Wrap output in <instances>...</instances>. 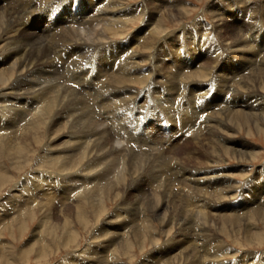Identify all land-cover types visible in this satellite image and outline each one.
<instances>
[{"label": "bare ground", "instance_id": "obj_1", "mask_svg": "<svg viewBox=\"0 0 264 264\" xmlns=\"http://www.w3.org/2000/svg\"><path fill=\"white\" fill-rule=\"evenodd\" d=\"M50 1L53 0H42L41 4ZM152 1L155 3L158 2L159 4L161 3L163 6L170 5L173 8H177L178 5L183 3L181 2V0ZM217 1L218 3H213V8L210 9L213 14V19L219 20L220 22L224 23V21H226V15H231L234 12L239 11L240 13H243L242 17L244 19L247 17L249 18L247 20L248 23L245 22L246 24H248L246 26L247 29L259 25V31H255L250 36V40L254 41L255 38L264 40V17L262 14L264 5H259L256 7L253 5V0H236V4L232 3V1L234 0ZM34 2L35 0H17L18 5L15 6V9L13 11L6 10V12L4 11L0 14V144L3 145L5 153H10V155L7 154L8 156L15 158L19 152L23 154V148L21 147L24 145V143H28L29 146H35V142H39L38 139H35V137L38 138V136L35 134H43V132L45 131L43 136L46 139V143L44 144V150H41H43V153L45 154L43 158H45L46 161H43L47 163L48 169L55 170V173L60 176L55 177L52 173H47V175L46 173H44L45 175L39 174V177L36 180L27 179L28 177L26 176L24 179L26 194H24V192L20 194V197L25 200L19 208H16V206L12 208V210L14 211L13 218L18 220L24 217H26V219H33L35 217L36 209L42 210L46 206L44 203L40 204L41 199H45V197L50 199L58 198L59 196L57 197L55 194L56 189H61L64 192V196L62 197L64 201L71 202L72 198H76L72 203H78L80 205L79 206L78 204H76L78 205L77 207L73 205L74 210H72L69 217L65 219L67 227H64L69 229H66L69 231H67L68 236L66 239L67 241H70L71 238L74 237V233L73 229H71V220L69 219L73 217L77 218V220L79 219L80 221H82V223L86 222L88 208L86 205L91 206L96 214V217L100 219L107 208L105 205V201L110 198L111 195H113L114 199H117L122 192L121 191L119 193L120 187H124L125 182L129 181L127 184L131 185L133 182L142 183L144 178L146 180V177L151 178V183H157L160 184V186H167L172 182V184L178 182V185H182V189H187L184 198L185 206L187 199H190V205L194 203L199 208L205 209L209 208V203L211 205L212 203H214V205L215 203H217V206L215 205L216 207L214 206L213 208L211 206V208L216 212L215 215H217V220L219 221L221 227H218V224L215 223L216 226H214V229L209 227L211 229V231H209L210 229L208 230L207 228V219H205V222L202 220L204 224H201L197 221L200 226H203L202 231L197 229L199 232L196 233V230H193V235L186 236L188 240L187 242L193 240L194 237L198 236L196 237L197 240L194 239L195 241L193 240L194 242L191 243V248H182V246L180 245V248L178 247L177 249H174L173 245V248H171L170 244H168V246L165 245L166 247L161 249L162 251H158V253H161L163 255V257H160L162 259L158 262V264H197L195 262L196 254H199L198 258L200 259L201 264H220L216 261L214 263V260L220 257V253L224 251L222 250L223 244L221 243V241L214 240V238L206 239V237H212V232L217 231L218 229H221L222 233L225 228L224 226L239 227L243 223V219L246 220L245 224L249 220L256 217L259 219H264V176L262 177V180L257 184H255L254 181L246 182L248 188H245V190H252L253 192L249 193L247 196H240L239 203H241L246 198H249L248 203L245 204L247 207H242V210L231 211V209L228 210V208H230L231 206H225L226 202L224 199H228L230 197L229 195L231 194L230 192L233 187H230L229 185L228 187H223L216 184H230L229 182L231 180L229 181L228 175L222 168L216 167L214 165L216 163L214 159L217 160L220 154L228 155V153H232V155L235 156L238 160H241V162L244 157H252L255 154L254 151L250 149V143L245 144V142H242L241 145L243 146V148H241L238 142H236V145L232 147L228 146L226 142L231 141L230 135L228 134V132L231 130L236 131L239 129L240 131L241 129H246L247 134L250 132L251 126L256 130H261V122H259V120L264 121V112H259L257 110L253 111L248 107L250 104L257 103L259 98L260 103L264 104V97H261V94L256 93L255 89L250 90L248 88H245V84H248L247 82L249 80L252 81V83H255L256 81L264 82V48L262 49V47H260L258 50L261 52L256 53L254 49L256 48L255 44L254 46L251 45L249 35L246 34L245 37H243V35L238 39H234L230 46L226 45L227 47L224 48L225 51L222 50L221 52H218V45L215 39L221 38L220 32H222V30L215 32L217 33V35L215 36L216 38L214 39V37H211L210 40L213 41H209L210 43H208L209 38H207L206 33H204V30L208 29L204 26V28L201 27V35L197 33V35L199 36L192 35L193 37H189V45L186 46V50L179 51V49L177 48L174 50V52H172V54H170V57H166L167 54L164 49H159V45H161V43H159V41L157 40L154 41V38L152 39V37H154L160 29L158 26V19H156V12L153 13V16H149L148 9H146L145 7L139 8L138 6V8L135 9H125L124 7L122 8V0H68L67 2L62 3L66 7V16H68L70 13H75V15L68 20L69 23L66 24L69 29H66L61 32V34L53 37H51L49 33L45 35L38 33L31 34L24 31L26 29V26L30 24L29 21L34 22L36 25L35 20H42L39 15L34 18L36 12L41 10L42 8H37ZM228 2H231V4H229L227 6L228 8H226L225 3L227 4ZM59 5L60 4H58L57 6ZM51 9L52 7H50L49 9H44L42 11V14H44L46 18H48V12ZM53 9H55V7ZM154 9L157 8L154 7ZM228 9H230V11ZM258 9L259 11H261L260 13ZM177 11L179 12L178 17H180L182 15L181 9L179 8ZM60 14L57 11L55 12V14H52V21L50 22L52 24H55ZM139 16H142L144 18V22H147L148 19L157 21V24L155 23L156 21L154 23H151L150 21V23H146V25L149 27L148 36L150 31L152 30L150 37L151 39H149L146 43L147 46L152 45L150 47V50L152 52L150 58L144 59L145 51L143 52L142 48L145 47L146 49L145 43L139 45V48L137 46V50L134 49L135 46L129 47L128 51L130 52V55L124 58L125 61L117 72L113 71L115 56L109 57L108 54V56L105 54L108 52H103L101 54L102 57L107 59L109 58V60L104 63L103 68H106L108 69V71L112 72L108 75L106 81L102 85L100 80L104 77V73H95L96 66H83V62L89 58V55L92 52L97 51L103 46L106 47L113 43L109 41L108 37L106 38L105 36L111 33L112 30L110 29V27L123 26L125 25L127 20L138 19ZM170 16L176 18L177 14L172 13ZM61 26H63V24H61ZM48 30L52 31L54 29ZM259 32H261V34ZM176 38L177 40L179 39L178 36L175 35L168 36L164 40V42H173ZM69 48H74L75 52L79 54V58L77 59L79 63L69 73L71 76L69 79L70 83L74 84L72 85L73 87L80 86L79 91L75 88L69 90V87L66 86L67 83L65 86H63L64 84L62 85L57 81L54 82V79L52 80L49 78L51 75H55L63 68L65 69L68 67L65 65L67 61H64L62 59V56L63 53L66 52ZM113 48L115 49V46H113ZM196 51L199 55H202L204 53H207L206 55H208V53H212V59H210L214 61L215 66L213 65V71L212 69L208 70L213 73V76L215 75V78L222 80V86H228L233 91L231 92V95L225 94L222 99L219 100L218 103L213 104V106L210 107L208 111H203V109H205V107L207 106V103L204 101L205 99L203 96V92L205 90V86L203 84L207 82L205 81L206 79L204 80L202 78H206L207 76L209 78L210 75L206 73L207 68L204 67L199 69L198 67V69L195 68L192 70L193 72L190 73L191 70L189 71L186 66L188 65V67H190V65L188 62H185V58L187 56H190L193 62L196 56ZM112 52L115 53V50ZM232 53L238 55L240 54L238 58H243L239 61L242 62L244 66H242L240 63H238V65L234 64L233 59L230 57V54ZM174 57L176 59H174ZM250 57L251 59H248ZM244 58L247 60H244ZM56 60L64 61L63 63L65 66L63 65L59 69V62H56ZM164 61H172L171 65L174 73L168 72L167 70L165 71V69L162 67L163 65L161 66L162 68L160 67L161 63ZM81 69L84 70L85 73H88V79L83 80L82 82L79 80L80 75L78 74V71ZM254 69H256V71ZM162 70L167 72L168 76L165 75L161 79H157L158 77L163 76L161 75ZM200 70L203 71L204 74L198 73L201 72ZM231 70H234L235 74H230L229 72ZM130 71H133L131 75ZM216 71L218 73H216ZM250 72L251 74L248 75L247 73ZM200 74L204 76H201ZM231 75L233 76L232 78ZM169 82L174 83L175 87L173 88L171 86L168 94L169 96L163 102V104H169V107L167 109L168 112L172 114H167V116L171 117L170 121L173 123L175 130L178 131L179 129H183L184 132L190 133V135L195 134L196 136L194 137H196L197 140L201 135L205 134L206 136L208 135V137L210 136V138L213 136L217 138V140L215 139L214 142H217V148L219 149L212 147V150L210 152H208L207 149L204 150V152L212 154L214 159L204 163L205 166L208 167L198 172H194L192 169L188 168L187 163L184 164L185 162H179L180 159L176 158V156L173 155V150L169 151L168 153H164L160 152L159 149H154L150 152L148 151L149 154L146 155H135L133 150L128 151V147L130 146L127 145L125 139L118 137L115 134L116 129L111 128L110 126L112 125V123H117L118 114L115 111H106L110 108H106V103L100 99V96L105 95L106 93H115L123 90H130L131 95L129 96L128 100L121 101L119 104L114 106V108L110 109L117 111L129 110L131 104L135 103L136 100L141 96L140 93H138V90L137 93L133 90L136 85H140L141 87L146 85L144 87L145 90L143 91L150 93V91L154 89L153 87L155 85L165 86L168 85ZM43 84H47V89H45L46 86H44ZM97 89L99 90L96 91ZM174 90L177 91L178 95L182 94V96L184 95L185 97H189V100H187V98L184 101L193 106L186 104L183 100L182 102H178L177 97H173L174 93L177 94ZM161 94L166 95V93L164 92H162ZM233 94L235 96L241 97L249 96V98H246L244 103H233ZM79 95H83L85 99L94 98L95 104L91 108H89L86 105V102L88 101H81V97ZM72 96H74V98ZM155 102L157 103V101ZM176 107H178V112H176ZM231 107L233 109H231ZM173 108L175 109L173 110ZM178 113H180V116L178 117L179 120L175 122V115L178 116ZM208 114H210V116ZM42 115L44 117H47L48 119V121L43 125L42 123L39 124L38 122L42 119ZM142 118L143 116L139 118L135 116L130 119L128 118L124 123L118 124V129L120 131H123L124 126L126 125L128 130H130L131 132V137L136 138L135 127H142L140 126L141 121L143 120ZM151 118H153V116H151ZM129 122L132 125L129 124ZM112 137H118L119 139L114 140ZM210 138L209 140H211ZM2 150H0V157L4 154ZM59 151L67 153H65L64 157L53 155L58 154ZM170 152L172 153V155H170ZM193 154H197V151H192L191 155ZM113 155H116L114 159L111 158V156ZM182 158H185V156ZM2 160L5 164V156L0 158V162ZM107 161V164H109V162L111 161H115L112 162V168L109 167L110 165L108 166V168L105 166L106 169L105 167H103V163ZM151 163L154 164L150 166ZM204 164L202 166H204ZM75 168H81V171H79L78 169L79 172H76ZM127 171H129V174L127 173ZM158 173L162 174L158 175ZM168 173L170 176L168 175ZM125 174H127V176L129 177H126ZM181 174H184L183 178H181ZM12 180L13 176L7 177L0 172V186L1 184H9L12 182ZM20 183L23 184V182ZM47 186H49V188H46ZM136 186L137 189L140 187V184ZM219 186L223 188H220ZM157 187L158 186L156 185V188ZM50 188H53L52 192L48 190ZM41 189H44L48 193H42L40 194V196L34 199L33 196L35 195V193L37 191H41ZM154 193L155 194L152 198H149V196H147V193L145 192H143L141 196L138 194L139 199L134 205L138 209V217H143L142 214L144 215V213L141 211L144 210V207L145 210L154 208L151 212L155 214L157 219H161L160 221L162 222V224H166V212H170L171 214L172 208L168 207L165 202L169 201L168 198H171L174 195H168V193L166 195V191L164 192V196L158 194V191H155ZM179 194H181V192ZM154 196H156V198ZM174 199L177 200V202L179 201L177 198ZM179 199H182V197ZM179 202H181V200ZM137 204L138 206H136ZM142 204H145L143 206V209L140 208ZM249 204H251V206H249ZM131 207L132 206H126V208L123 209L118 207L116 211L114 210V215L117 222L118 219L122 220L121 217H125V213L126 215H128V213H131L134 210L135 207ZM229 211L231 212L228 214L225 213ZM191 214H186V216H184L185 214L181 215V217L184 216V218H180V220L182 219L183 221V223H181L182 228L183 226L184 228H192L193 219L190 218L193 217L190 216ZM201 215H203V213H197V217H194L195 221ZM227 216H233L234 218H227ZM176 218L175 215L171 214V218H169V224L167 225V232L169 231V227H171V225H174ZM46 219V217H41L43 225L41 226V228H39L38 232H35L30 243L28 241L29 244L27 243L25 245V248L22 249V256H30V254L35 250L34 248L37 246H39L37 248V252L40 251L38 256H43L46 246L44 239V227L47 228ZM180 220H178L176 223L178 224V226H180L178 223L180 222ZM5 221H8L6 225L8 227L11 220H4V222ZM212 221L215 222L216 220ZM139 222L140 224L138 225L136 223V229H133L135 222H132L130 226H125L120 236L121 239L119 237L109 238L106 233L102 232L105 230L103 229V225H101V227H98L97 239L103 241L106 240L107 243L103 245L108 246L107 250L101 252L102 254L106 255L104 264H115V260L113 258L114 253H112L111 251H113L114 249L117 250L116 248L118 247V250L126 248L128 249L130 243L129 237H133L135 240H138L136 243L139 246L140 244L145 245V241H148V243L149 241H151L154 247L157 245V239L155 240L156 234L155 236L148 235L146 237H144V235L142 234V232L144 231L143 228L145 227L147 229L150 226L148 225L149 223L147 222V219L142 218ZM26 223L27 222L25 221V223L22 224L23 226L19 230L21 233L24 232L25 228L27 229L28 224ZM120 224L123 227L125 224H127V220L125 219V221L123 223L120 222ZM195 226L197 227L196 224ZM0 227L4 228V223L0 222ZM140 228H142L143 231ZM51 229L52 232L50 234H53V231H57L55 228L51 227ZM253 230L255 229H252V231ZM247 231H249L248 233L251 234V230L248 229V227ZM168 234L166 233V235ZM255 238L258 239V236L256 235ZM116 240L119 241L111 247V244L116 242ZM196 245H198V247H196ZM0 246L1 259L2 257H4L5 253L2 252L4 248H2L1 242ZM97 246L98 245L96 244L93 245V247L95 248H97ZM47 247L48 246H46V248ZM178 249H180V251H178ZM199 250L202 251L200 252ZM189 258L192 259V261H190ZM220 259H218L217 261H219ZM163 260H165L166 263ZM248 263L249 262L242 261L238 264ZM72 264L80 263L75 260ZM98 264L102 263L99 262Z\"/></svg>", "mask_w": 264, "mask_h": 264}, {"label": "rangeland", "instance_id": "obj_2", "mask_svg": "<svg viewBox=\"0 0 264 264\" xmlns=\"http://www.w3.org/2000/svg\"><path fill=\"white\" fill-rule=\"evenodd\" d=\"M41 1L42 0H35V2H34L35 6L37 8L42 7L41 10L36 12V14L34 15V18H36L39 15L42 18V20H35L36 25L34 22L29 21L30 24L28 26H26L27 30L25 29L24 31L27 33H31V34L38 33V34H42V35L49 33L50 36L53 37V36L61 34V32H63L64 30L69 29V27H67L66 24L69 23L68 20L70 18H72L75 15V13H70L68 16H66V7L62 3L67 2L68 0H53L50 2L43 3V4H41ZM151 2H153V1L152 0H124V1L122 0V3H121L122 6L121 7L122 8L124 7L125 9H128V8L129 9H135V8H138V6H139V8L145 7L146 9H148L149 16H153V13L156 12L155 13L156 17H157L156 19H158V26L160 29H159V32L156 33V35L154 37H152V39L154 38L153 39L154 41L157 40V41H159V43H161V45H159V49H161V50L164 49V51L167 54L166 57H170V54H172V52H174V50L177 48L179 49V51L186 50V48H187L186 46L189 45L188 44L189 43V37L191 38V37L197 35V33L199 35H201L202 32L200 30L202 29L201 27L204 28V26L208 29V30H204V33H206L207 38H209L208 43L213 41V40H210L211 37H214V39L216 38L215 36L217 35V33H215V32L222 30V32H220L221 38L215 39L217 42V45H218V50H217L218 52H221L222 50L225 51L224 48L227 47L226 45L230 46L234 39H238L239 37H241L243 35H244L243 37H245L246 34H248L249 40H250V36L255 31L256 32L259 31V25L247 29L246 26L248 24H246V23H248L247 20L249 18L247 17L244 19L242 17L243 13H240L239 11H236L231 15H226V13H225V15L227 17H226V19H225L226 21H224V23L220 22L219 20L213 19V14H212L210 9L213 8L212 7L213 3H215V2L218 3L217 0H181V2H183V3L178 5L177 8H173L170 5H164L163 6L161 3L159 4L158 2H156V3L155 2L151 3ZM253 2H254L253 5L256 7L259 5L260 6L264 5V0H253ZM259 2H261V3H259ZM232 3L236 4V0L232 1ZM58 4H60V5L57 6ZM139 4H141V5H139ZM157 4H159V5H157ZM229 4H231V2H228L227 4L225 3L226 8H228L227 6ZM17 5H18L17 0H0V14L3 13L4 11L6 12V10L13 11L15 9V6H17ZM50 7H52V9L48 12V18H49L48 19V18H46V16L44 14H42V11L44 9H47V8L49 9ZM54 7H55V9H53ZM154 7H156L157 9H154ZM179 8L181 9V12L183 15V16L181 15L180 17H178L179 12L177 11ZM157 10H159V11H157ZM228 10L230 11V9H228ZM56 11L59 12V14L60 13L61 14L58 17V19L56 20V23L52 24L50 22V21H52L51 15L55 14ZM258 11H259V9H258ZM157 12H159V13H157ZM260 12L261 11H259V13ZM172 13L177 14V17L175 18L173 16H170ZM262 14L264 17V10L262 11ZM5 15H6V13H5ZM171 17H172V19H171ZM25 21H27V20H25ZM149 21L151 23H154L156 20L153 21V20L148 19L147 22H144V18L142 16L141 17L139 16L138 19L127 20L125 25H123V26H120V27L119 26H114V27L112 26V27H110V29L112 30L111 33L113 35L110 33V34L105 35V36H106V38L108 37L109 41H111L113 43L109 46H106V47L103 46V47L99 48L97 51L92 52L89 55V58H88L89 60L87 59L83 62V66H93V67L96 66L95 73H98V72L104 73V77L100 80L101 84L103 85L104 82L106 81L108 75L112 72V71H108V69H106V68H103L104 63L109 60V58L107 59V58L102 57L101 54L103 52H108L105 54L106 55L108 54L109 57L115 56L114 57V66H113L114 70L113 71H117V72L119 71L120 67L123 65V62L125 61L124 58L128 57L130 55V52L128 51L129 47L135 46L134 49L137 50V48H136L137 46L139 48V45H141L142 43H145L146 49H145V47H143L145 50L142 48V51L143 52L145 51L144 52V59H149L150 55L152 53L150 50V47L152 45L151 46L146 45L147 41L149 39H151L150 37H151V33H152V30H151L149 33V36H148L149 27L146 25V23H150ZM196 22H198V23H196ZM155 23L157 24V21ZM61 24H63V26H61ZM65 25H66V27H65ZM48 29H54V30L49 31ZM181 29H183V30H181ZM194 31H195V33H194ZM259 33L261 34V32H259ZM167 34H169V35H167ZM213 34H215V35H213ZM173 35L178 36L179 39L177 40V38H176L173 42L172 41L171 42L169 41L168 43L164 42V40L168 36H173ZM199 35H197V36H199ZM157 36H159V37H157ZM176 40H177V42H176ZM220 42H222V43H220ZM250 42H251L252 46H254V44H255L256 48H254V47L253 48L255 49L256 53L261 52L258 50L260 47H262V49L264 48V40L263 39L255 38L254 41L250 40ZM113 46H115V49L113 48ZM114 50H115V53L112 52ZM79 52H81V51H79ZM204 52H205V50H204ZM206 54L207 53L199 55L196 51L195 55L197 57L195 56V59L196 58H198V59H196V61L194 59L193 62H192V58L190 56H187L185 58V62H188L190 65V67H188V65H186L188 70L189 71L191 70L190 73L193 72L192 70L195 68L198 69V67H199V69H200V68L205 67V68H207L206 73L208 75H210L209 78H208V76L206 78L202 77L204 80L206 79L205 81L207 82V83L203 84L205 86V88H204L205 90L203 92V96L205 99L204 101L207 103V106L205 107V109H203V111H208L209 108L212 107L213 104L218 103L219 100H221L225 94L231 95L232 94L231 92H233L232 89L229 88L228 86H222V80L215 78V75L213 76V73L210 71L211 69L213 71L214 66H215L214 61L211 60L212 59L211 58L212 53H208V55H206ZM199 56H201V57H199ZM238 56H240V54L239 55L233 54V53L230 54V57L233 59L234 64L238 65V63H240L242 66H244L242 64V62L239 61V60H242L243 58H240V57L238 58ZM55 58H57V57H55ZM78 58H79V54L77 52H75V49L69 48L66 52L63 53V56H62V59L64 61H67V63L65 65L68 67L65 69L63 68L62 70L58 71L55 75H51L49 78L52 80L54 79V82L57 81L58 83H60L62 85L64 84L63 86H65L67 83L66 86L69 87V90H72L75 88L76 90L79 91L80 86H77V87L74 86L73 87L72 85H74V84L70 83V80H69L71 77L69 73L79 63L77 61ZM174 59H176V58L174 57ZM248 59H251V57ZM244 60H247V59L244 58ZM64 61L56 60V62H59V69L64 65V63H63ZM171 63H172V61H164L161 63L160 67L163 65L162 67L165 69V71L167 70L168 72H173ZM72 64H74V65H72ZM164 64L165 65L167 64V65L165 66ZM208 69H210V70H208ZM254 70L256 71V69H254ZM165 71L162 70L161 75H163V76L158 77L157 79H161L165 75L168 76L167 72H165ZM132 72L133 71H130V75ZM198 73L204 74L203 71L198 72ZM216 73H218V72L216 71ZM220 73H222V72H220ZM229 73L235 74L234 70H231ZM78 74L80 75L79 80L81 82L83 80L88 79L87 78L88 73H85L84 70H82V69L79 70ZM247 74L250 75L251 72L247 73ZM200 75L204 76L202 74H200ZM232 77L233 76L231 75V78ZM249 81L247 82L248 84H245V88H248L250 90L255 89L256 93L261 94V97L262 96L264 97V82L256 81L255 83H252V81H250V82ZM73 83H75V82H73ZM43 85L46 86L45 89H47V84H43ZM145 86L146 85L141 87L140 85H136L133 88V90L136 91V93L138 90L139 91L138 93H140L141 96L136 100L135 103L131 104V106L129 107V110L117 111V110H110V109L114 108V106L119 104L121 101L128 100L129 96L131 95L130 90H123V91L115 92V93H106L105 95L100 96V99L106 103V108H108V109L110 108L109 110H106V111H115L118 114L117 123H112V125H110V126H111V128L116 129L115 134L118 137L125 139L127 145L130 146V147H128V151L133 150L135 155H146V154H149L148 151L150 152L151 150H154V149H159L160 152H164V153H168L169 151L173 150L172 153L174 156H176V158L180 159L179 162H185L184 164L187 163V167L192 169L194 172L195 171L198 172V171L208 167V166H205L204 163L209 162L210 160H213L214 158H213L212 154L206 153V152H204V150L207 149V151L210 152L212 150V147L219 149V148H217V142H214V140L215 139L217 140V138L214 136L210 138V136L208 137V135L206 136V134H205V135H201L199 137V139L197 140L196 137H194V136H196L195 134L190 135V133L184 132L183 129H179V130L177 129L180 132L175 130L173 123L170 121L171 117L167 116V114L168 115L172 114V113L170 114L168 112V109H167L169 107V104L168 103L163 104V102L169 96L168 94H169V91L171 89V86L173 88L175 87L174 83L169 82V84L165 85V86L155 85L153 87L154 89L151 90L150 93L143 91V90H145L144 89ZM0 89H1V86H0ZM98 90L99 89H97L96 91H98ZM161 91L166 93V95H162ZM175 92L177 93V91H175ZM174 94H173V97H175V98L177 97L178 102H182V100L184 101L187 98H188L187 100H189V97H185L184 95L182 96V94L181 95L180 94L178 95V93L175 95ZM79 96L81 97V101L82 100L88 101V102H86L87 104L86 103L85 104L89 108H91L95 104L94 98L85 99L83 95H79ZM72 97L74 98V96H72ZM82 98H84V99H82ZM246 98H249V96L241 97V96H235L234 94L232 95L233 103H236V102H243L244 103ZM155 101H157V103ZM88 103H89V105H88ZM185 103L190 105V106H193L187 102H185ZM248 108L252 109L253 111L257 110L259 112H264V104L260 103V98H259L257 103L250 104ZM174 109L175 108H173V110ZM231 109H233V108L231 107ZM176 112H178V107H176ZM208 115L210 116V114H208ZM134 116L138 117V118L143 116V118H142L143 120L141 121V124H140V126H142V127H135V131H136L135 137L136 138L131 137V132H130V130H128L126 125L124 126L123 131H120L118 129V124L124 123L128 118L130 119ZM151 116H153V118H151ZM179 116H180V113H178V116L175 115V118H176V119H174L175 122H177L179 120V118H178ZM41 117H42V119L38 122H39V124L42 123V125H43L45 122L48 121V119H47V117H44L43 115ZM131 121H133V120H131ZM259 122H261V128H260L261 130H256L254 127L251 126L250 132L248 134H247L246 129L243 130L241 128H240L241 129L240 131L238 129L236 131L231 130L228 132V134L230 135L231 141H227L226 144L228 146L232 147V146L236 145V142H238L240 144V147L243 148V146L241 145L242 142H245V144L250 143L251 144L250 149H252L255 153L252 157L251 156L244 157V159L241 162V160H238L235 156L232 155V153H228V155L227 154L226 155L220 154L218 156L217 160L214 159L216 162L214 165L216 167L222 168L225 171V173L228 175L229 181L231 180L229 182L230 184H226V183L225 184L216 183V184L223 186V187H226V186L228 187V185L230 187L231 186L233 187L231 189V192H230L231 194L229 195L230 197L228 199H224L226 202L225 206H227V207L231 206L230 208H228V210H230V209H231V211L232 210H242L243 208H246L247 206L245 204L248 203L249 198H246L241 203H239L240 202V196H242V195L247 196L249 193L253 192L252 190H250V191L245 190V188H248L247 187L248 185L246 184V182L247 181L248 182L254 181V183L257 184L262 180V177L264 176V174H263V171H264V121L259 120ZM129 124H131V123L129 122ZM242 128H246V127H242ZM181 130H182V132H181ZM44 132H43V134L42 133L38 134L36 132L37 134H35V135H37L38 138L35 137V139H38L39 142H35V144H36L35 146H33V145L29 146L28 143H24V145L22 144L23 146L21 145L22 146L21 148H23V152H22L23 154H21L19 152L18 153L19 156L17 155L15 158L8 156L7 154L10 155V153H8V152L5 153L4 149H3V145L0 144V150L3 149L2 152L4 153L3 155H1V157L5 156V158H6L5 164H4L3 160L0 162V166H1L0 172L4 176H7V177L13 176V180L11 183L3 184V185L1 184V186H0V222L4 223V228L0 227V242H1L2 248H4V250L2 252L5 253L4 257H2L0 259V264H72V263H74L75 260H77L80 264H82V263H84V264H98L99 262L104 264L105 263L104 259L106 258V255L102 254L101 252L107 250L108 246L103 245V244L107 243L106 240L103 241V240L97 239L98 227H101V225H103V229H105V230L102 232L106 233V235H108L109 238H117V237L120 238L122 230L124 229L125 226H128V225L130 226L132 224V222H135L133 229H136L137 225L140 224V222H139L140 219H142V218H146L147 222L149 223V224L148 223L147 224L150 225L149 228H147V229L144 227L143 228L144 231L142 230V228H140L143 231L142 234L144 235V237H146L148 235H154L155 236V234H156L155 240L157 239L156 240L157 245L154 247L152 245L151 241H149V243H148V241H145L146 242L145 245L140 244V246H139L136 243L138 240H135L133 237H129L130 243H129L128 249L126 248V249H119L118 250L119 247L117 246L118 247V248H116L117 250L114 249L113 251H111L112 253H114V256H115V257L113 256V258L115 260V264H146V263L147 264H158V262L162 259L160 257L161 256L163 257V255L161 253H158V251H160L164 247L168 246V244L171 245V248L174 247V249L175 248L177 249L178 247L180 248V245L182 246V248L183 247L184 248L186 247V249L191 248V246H190L191 243H193L195 240H197L196 237H198V236L194 237V239H195V240L193 239L194 241L190 240L189 241L190 243L187 242L188 240H187L186 236L193 235V230H196L195 231L196 233L199 232L198 230L202 231L203 226H200L198 224V222H200L201 224H204L205 219H207L208 230L210 228L214 229V226H216L215 223L218 224V227H221L219 221L217 220V215H215L216 212L213 211V209L211 208V206L213 208L215 205L217 206V203H215V205H214V203H212V205L209 203V206H208L209 208L205 209V208H199L194 203L190 205L189 204L190 199H187L186 200V206H185V199L184 198H185V193H186L187 189H185V188L182 189V185H178V182H175V184H172L173 183L172 182L170 185H167V186H164V185L160 186V184H157V183L153 184L150 181V179H151L150 177H146V180L144 178L142 183L133 182L131 185V184H127L129 181L125 182L124 187H122V186L120 187L119 193L121 191L122 192L120 193V195L118 196L117 199H114L113 195H111V197L105 201V205L107 208H106V211L104 212V214L102 215V217L100 219L96 217V214L93 211V209L91 208V206L86 205L88 207L87 208L86 222L82 223V221H80L79 219L77 220V218H73V217L69 219V220H71L70 221L71 222V229H73V233H74V237L71 238L70 241L69 240L67 241V239H66L68 236V232H69L68 230L69 229L65 228V227H67L65 219L68 218L71 211L74 210L73 205H75L77 207L79 204L78 203H72L75 201L76 198H72L71 202L70 201L69 202L64 201L62 199V197L64 196V192L61 189H58L57 187H56L57 189H56L55 194L57 197L58 196L59 197L54 198V199H50V198H46V197H45V199L42 198L40 204L44 203L46 206L42 210L36 209L35 217L33 219H31V218L26 219V217H24L25 219L20 218L18 220V219L13 218L14 217V215H13L14 211L12 210V208L14 206H16V208H19L20 205H22L24 200H25V199L20 197V194L22 192H24V194H26V192H25V180H24L26 176L28 177L27 179H30V180H36V179H38L39 174H44V173H46V175H47V173L48 174L52 173L55 177L60 176L57 173H55L56 172L55 170L48 169L47 163L44 162V161H46L45 158H43V156L45 155L43 153L44 144L46 143V139L43 136ZM118 137H112V138L114 140H117V139H119ZM209 138L212 141L209 140ZM27 149H28V151H27ZM41 149H43V150H41ZM192 151H195V152L197 151V154L191 155ZM65 153H67V152H60L59 151L58 154H53V155L54 156L59 155L61 157H64ZM172 153L170 152V155H172ZM174 153H176V154H174ZM115 156L116 155H113V156H111V158L114 159ZM184 156L186 159L182 158ZM159 161H161V160H159ZM112 162H115V161H111V162H109V164H107L108 161L103 163V167L106 166L108 168L109 165H110L109 167H111V166L113 167ZM104 164H106V165H104ZM153 164L154 163H151L150 166H152ZM203 164H204V166H202ZM106 167H105V169H106ZM111 168H110V170H111ZM78 169H79V171H81V168H78ZM78 169L75 168V171L79 172ZM127 173L129 174V171H127ZM187 173H189V172H187ZM161 174L162 173H158V175H161ZM125 175H126V177H129V176H127V174H125ZM168 175H169V173H168ZM150 176H153V175H150ZM183 176H184V174H181V178H183ZM165 177H167V176H165ZM20 182H23V184ZM18 184H19V187H18ZM138 184H140V187L136 189V187H137L136 185H138ZM156 185L158 186L157 188H156ZM162 186H164V187H162ZM223 187H220V188H223ZM46 188H49V186H47ZM48 190L50 192H52L53 188H50ZM154 190L158 191V194H160L162 196L165 195V193H164L165 191H166V195H167V193H168V195H170V194L174 195L171 198L168 196L169 201L165 202L168 205V207L172 208L171 214L175 215V218L177 216L176 221L174 222V225H171V227H169L168 232H167V230H168L167 225L169 224V218H171L170 212H166V216H167L166 221H165L166 224H162V222L160 221L161 219H157L155 214H153L151 212L152 209H154V208L147 209L148 210L147 211V210H145V207H144V210L141 211L144 213V215L142 214L143 217L140 218V217H138V214H139L138 209H137V207L134 206L137 203V200L139 199V195L141 196V194H143V192H145V193H147V196H149V198H152L153 195L155 194ZM180 192H181V194H179ZM42 193H48V192L45 191L44 189H41V191H37L35 193V195L33 196L34 199H36ZM191 195H192V193H191ZM154 197L156 198V196H154ZM181 197H182V199H179ZM174 198H177L179 201L181 200V202H179V201L177 202V200H175ZM158 201H160V200H158ZM174 201H175V203H174ZM170 202H172V203H170ZM120 203H121V205H120ZM187 203H188V205H187ZM76 204H78V205H76ZM144 205L142 204V206H140V208L143 209ZM126 206L127 207L132 206L135 208L131 213H128V215H126V213H125L126 218L124 216L121 217L122 220H124V221H125V219L127 220V224H125L122 227L120 222L123 223L124 221L118 219V222H117L116 217L114 215V212L117 210L118 207L123 209V208H126ZM136 206H138V204ZM249 206H251V204H249ZM233 207H234V209H233ZM202 209H205V210H202ZM231 211L225 212V213L228 214ZM195 212L203 213L204 216L201 215L203 217L200 216V217H198L199 219L197 218L198 220L196 219V221H195V218L197 217V213H195ZM177 213H178V215H177ZM182 214H185L184 216H186V214L187 215L191 214L190 216L193 217V218H190V219H193L191 229L184 228V226L182 228L181 223H183V221H182V219L180 220V218H184V216L181 217ZM40 215H41V217L43 216V217L47 218L46 219L47 228L44 227V239H45L46 246H48V247L46 248V246H45V250H44L42 257L38 256L40 251L37 252L38 251L37 248L39 246L34 248L35 250L30 254V256H28V255L22 256L21 255V254H23L22 249L25 248V245L28 243V241L30 243L35 232L36 231L38 232L39 228H41V226L43 225V223H42L43 221L41 220ZM230 217L234 218L233 216H227V218H230ZM4 220H9V221L11 220L12 222L10 221L9 222L10 225L7 227L6 225H7L8 221L4 222ZM24 220L27 222L26 224H28V227H27V229L25 228L23 233H21L19 230L22 228V226H23L22 224L25 223ZM178 220H180V222H178L180 226H178V224H176ZM212 220H216V221L214 222ZM99 221H100V223H99ZM19 222L21 223V225ZM213 222H214V224H213ZM245 222H246V220L243 219V223L239 227L224 226L225 228H224L222 233H221V231H222L221 229L220 230L218 229L217 231H213L212 235L214 237L213 236L208 237L206 235L207 236L206 239L207 238H214V240L221 241V243L223 244L222 250H224V251H222V253H220V257H218L216 260H214V263L216 261V262H219L220 264H238L239 262H242V261L245 262L246 261V262H249L248 264H264V219H259L256 217L254 219L249 220L248 221L249 224H248V222L245 224ZM136 223H137V225H136ZM195 224L197 225V227L195 226ZM51 227L55 228L57 230V231H53V234H50L52 232ZM139 227H141V226H139ZM247 227H248V229L251 230V234L248 233L249 231H247ZM251 227H253V228H251ZM66 229H68V230H66ZM252 229H255V230L252 231ZM148 230L150 231V233ZM209 231H211V229ZM151 232H152V234H151ZM252 232H253V234H252ZM166 233L167 234L169 233V234L166 235ZM254 233H255V235H254ZM47 234H49V235H47ZM256 235L258 236V239L255 238ZM118 241L119 240H116V242L112 243L111 247H112V245L114 246V244H116ZM69 242H71V243H69ZM94 244L98 245L97 248L93 247ZM216 244H217V242H216ZM172 245H173V247H172ZM174 245H176V246H174ZM196 247H198V245H196ZM182 248H181V250H182ZM178 251H180V249H178ZM199 251L201 252L202 250H199ZM198 255L199 254H196V261L195 262L197 264H201L200 259L198 258ZM179 259H178V261H179ZM218 259H220V260L217 261ZM189 260L192 261V259H190V258H189ZM163 261L166 263L165 260H163ZM180 264H183V263H180Z\"/></svg>", "mask_w": 264, "mask_h": 264}]
</instances>
